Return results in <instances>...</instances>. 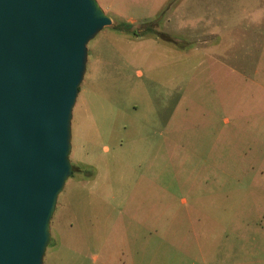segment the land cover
<instances>
[{"label":"rangeland","instance_id":"rangeland-1","mask_svg":"<svg viewBox=\"0 0 264 264\" xmlns=\"http://www.w3.org/2000/svg\"><path fill=\"white\" fill-rule=\"evenodd\" d=\"M96 1L111 22L87 43L42 264H220L233 239L262 249L264 114L247 100L264 81L247 82L245 47L264 0Z\"/></svg>","mask_w":264,"mask_h":264},{"label":"water","instance_id":"water-1","mask_svg":"<svg viewBox=\"0 0 264 264\" xmlns=\"http://www.w3.org/2000/svg\"><path fill=\"white\" fill-rule=\"evenodd\" d=\"M110 22L96 0H0V264H42L87 43Z\"/></svg>","mask_w":264,"mask_h":264},{"label":"crops","instance_id":"crops-1","mask_svg":"<svg viewBox=\"0 0 264 264\" xmlns=\"http://www.w3.org/2000/svg\"><path fill=\"white\" fill-rule=\"evenodd\" d=\"M263 19L264 13L260 10L255 11L250 16V23L252 24L253 28L247 34L248 38L247 46L245 47V55L248 59V62H252L251 65L256 68L248 70L246 77L248 83H259L264 81V79L256 81V76H258V78L264 76V43H259L258 41V39H260L259 35L262 36V38L264 37V29L260 32L258 29V26ZM218 57L219 59L222 58L221 55ZM221 65H223V62H221ZM262 87L264 86L262 85ZM247 101L248 116L251 117L252 114L255 117L258 116L257 119H259L261 114H264V90L262 92L256 91L255 93L249 92ZM258 123L259 125L262 124L261 121H258ZM234 243L235 242L233 239L232 242L230 241L228 246H225L227 258L225 261L220 262V264H264V245H262V249H260V247L259 249H253L252 246H248L247 243L241 241L239 242L237 248L234 249ZM229 256L233 258L230 260Z\"/></svg>","mask_w":264,"mask_h":264},{"label":"trees","instance_id":"trees-1","mask_svg":"<svg viewBox=\"0 0 264 264\" xmlns=\"http://www.w3.org/2000/svg\"><path fill=\"white\" fill-rule=\"evenodd\" d=\"M131 26H132L131 23L122 22L121 21V22H118L117 23V25L115 26V29L118 30V31H122V32H126V33H131L133 35H140V34H142V33H140V34L138 33V29H134L131 32V30H130ZM71 168H72V166H71Z\"/></svg>","mask_w":264,"mask_h":264}]
</instances>
